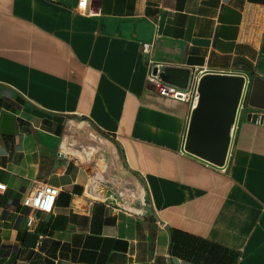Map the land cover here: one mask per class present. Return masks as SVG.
<instances>
[{
  "label": "crops",
  "instance_id": "1",
  "mask_svg": "<svg viewBox=\"0 0 264 264\" xmlns=\"http://www.w3.org/2000/svg\"><path fill=\"white\" fill-rule=\"evenodd\" d=\"M76 5L0 0V264H264V0ZM148 57L178 88L243 77L224 169L184 150L190 101L158 93ZM42 182L59 192L28 226Z\"/></svg>",
  "mask_w": 264,
  "mask_h": 264
},
{
  "label": "water",
  "instance_id": "2",
  "mask_svg": "<svg viewBox=\"0 0 264 264\" xmlns=\"http://www.w3.org/2000/svg\"><path fill=\"white\" fill-rule=\"evenodd\" d=\"M170 74H167V80ZM244 79L230 74L207 73L198 83L199 100L192 111L184 149L213 164H222L228 154L233 132L230 126L237 113V103ZM187 86V85H186ZM185 86V87H186ZM248 103L262 111L258 122L264 123V83L255 78ZM257 120V113L250 114ZM13 116L8 112L1 115L0 129L9 133Z\"/></svg>",
  "mask_w": 264,
  "mask_h": 264
},
{
  "label": "built area",
  "instance_id": "3",
  "mask_svg": "<svg viewBox=\"0 0 264 264\" xmlns=\"http://www.w3.org/2000/svg\"><path fill=\"white\" fill-rule=\"evenodd\" d=\"M86 2L87 0H77V5L76 8L78 10H84L86 7ZM153 48V41H146L142 42L141 44V51L145 54H149ZM161 64L153 60L152 58L148 57L146 60V67L148 69L147 73V80L148 82L152 83L158 93L164 96H169L172 98H177V99H182V100H189L190 101V106L192 109H194L197 106L198 100H199V91H198V83L200 78L202 77L201 74L197 75L198 73H201L202 70L196 69V73L193 76V81L189 89H183V88H178L174 85H171L169 83H166L163 78L160 76V68ZM204 75V74H203ZM245 93L246 90L242 85L239 100L237 103V113L235 116V119L233 123L230 126V135L234 131L237 125V121L239 119L240 113L244 108V103H245ZM257 113V122L259 115L262 114V111H256ZM234 129L232 130V128ZM233 137V135H232ZM185 150V149H184ZM186 151V150H185ZM200 158V157H199ZM205 162L218 167L219 169H224V163L222 164H213L203 158H201ZM6 188V185L3 182H0V191H3ZM59 192V188L57 186H53L47 182H42L39 184V186L31 193L25 195L21 199V203L26 206L30 211L27 213V218H26V224L28 226H31L34 221V216L31 213V210H39L42 212L49 213L53 210L54 207V201Z\"/></svg>",
  "mask_w": 264,
  "mask_h": 264
}]
</instances>
